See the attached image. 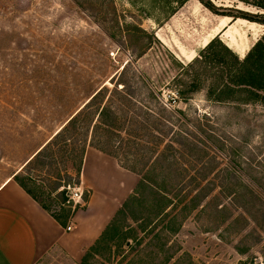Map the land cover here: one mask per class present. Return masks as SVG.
<instances>
[{"label":"rangeland","instance_id":"rangeland-1","mask_svg":"<svg viewBox=\"0 0 264 264\" xmlns=\"http://www.w3.org/2000/svg\"><path fill=\"white\" fill-rule=\"evenodd\" d=\"M204 1L210 8L198 0H89L84 9L73 0H0V181L17 172L31 177L29 187L59 214L57 192L72 182L63 170L75 176L62 145L53 148V163L41 165L48 161L41 157L25 164L97 91L96 107L121 106L129 93L153 109L182 110L178 125L192 134L190 142L179 137L180 154L164 148L157 165L182 189L198 188L195 208L177 202L159 214L161 202L145 189L93 250L96 239L77 260L56 249L36 264H81L86 251L87 264H264V104L207 100L206 76L189 100H171L190 80L182 65L203 48L204 35L213 38L223 16L226 24L227 15L262 11L239 0ZM232 26L245 43L258 34L247 23ZM136 71L159 105L133 77ZM130 108L143 113L133 102ZM109 144L124 154L116 138ZM81 190L82 201L63 205L72 212L67 224L84 208L88 192Z\"/></svg>","mask_w":264,"mask_h":264},{"label":"trees","instance_id":"trees-1","mask_svg":"<svg viewBox=\"0 0 264 264\" xmlns=\"http://www.w3.org/2000/svg\"><path fill=\"white\" fill-rule=\"evenodd\" d=\"M73 1L78 7L84 9V4L89 0ZM184 1L182 0V3ZM198 1L206 8H210L208 2L204 0ZM239 1L253 6L262 12L224 15L232 19L242 18L264 25V0ZM141 31L144 32V30ZM128 63H130V60L123 64L122 71L117 76L116 82L118 84H120V76L123 74ZM221 63H223L222 66ZM219 66L221 68H218ZM181 69L190 80L185 84L184 88L174 92L175 97L170 96L171 100L179 99L184 102L189 100L188 94L200 90L202 78L206 76L207 79H210V84L206 88L207 100L240 105L264 104V32L242 58L227 47L217 35L190 62L182 65ZM133 77L145 87L147 96L155 100L159 105L160 98L155 90L146 85L145 77L138 71H136ZM102 88L107 90L106 86ZM98 94L100 95L99 91L92 94L87 99L88 101L77 112L71 115L60 126L58 131L54 132L51 139L42 145L25 164V166H30L33 160L41 157L47 158L48 161L42 162L40 160L39 164L53 163V148L62 145L59 149L61 155L64 157L67 154L75 169V176H71L66 170H63L64 175L72 180L71 183L67 182V185L73 186L79 182L84 151L87 146H91L115 158L122 168L139 176L134 190L125 199L122 207L113 215L94 243L88 248L89 251L93 250L107 237L108 233L116 226L117 217L121 215L118 213H123L125 208L127 209L129 202L139 201V196L145 189H148L149 193L155 196L157 201L161 202L157 208L159 214L166 213L165 211L168 207L174 208L177 202L185 203L186 201V203L188 202L194 207L198 200L197 191L192 194L198 188H190L188 184L184 185L182 189L180 184L177 185L173 180L166 178L161 168H159L160 166L157 165V163L162 162L163 149L166 147L171 148L176 154H180L178 148L175 147V145H184L179 140L180 136L185 138L187 142H190L188 140L192 136L191 130L181 128L178 125L179 122L180 125L183 124L181 123L184 120L183 111L179 109L168 110L164 106L159 110L157 108L153 109L140 100L135 99L129 93H126V96L122 98L127 101V106H125L126 103L122 100L120 101L121 106L105 102V104L96 107L97 103L95 104V100L99 96ZM132 102L137 104L143 113L131 110L130 104ZM113 138H116L117 143L125 147L124 154H119L109 144ZM162 141H166L165 144ZM189 153H191L190 148L183 155L189 156ZM56 175L60 177L61 174L59 172ZM10 176L56 222L61 226L67 225L72 212L66 210L63 206L66 205L65 201L68 200L64 188L57 192L61 196V201H59L61 212L58 214L51 210L39 195L29 187L27 182H33L31 177L19 175L18 172ZM70 205L67 204V207H70ZM87 254L88 252L86 251L82 256L81 264H87Z\"/></svg>","mask_w":264,"mask_h":264},{"label":"crops","instance_id":"crops-1","mask_svg":"<svg viewBox=\"0 0 264 264\" xmlns=\"http://www.w3.org/2000/svg\"><path fill=\"white\" fill-rule=\"evenodd\" d=\"M223 19L224 22L214 28L213 37L218 35L227 47L240 58L244 57L263 34L264 25L242 18H231L225 24L228 17L223 16ZM235 23H247L257 29L258 34H251L249 42L239 41L234 36L232 25ZM211 36V33H207L202 37L203 47L212 39L209 40ZM180 55L187 60L192 58L187 52H181ZM86 171L93 173V177H87ZM138 180V175L122 168L115 158L87 146L79 181L80 188L88 192V198L84 208L76 211L66 226H61L10 175L2 179L0 264H36L40 258L56 249L74 260L79 259L122 207Z\"/></svg>","mask_w":264,"mask_h":264},{"label":"built area","instance_id":"built-area-1","mask_svg":"<svg viewBox=\"0 0 264 264\" xmlns=\"http://www.w3.org/2000/svg\"><path fill=\"white\" fill-rule=\"evenodd\" d=\"M66 190V195H67V202H73V203H77L80 200L82 201V190L80 188V186H70V185H66L64 187H62V189ZM67 229H70L69 226L66 227Z\"/></svg>","mask_w":264,"mask_h":264}]
</instances>
